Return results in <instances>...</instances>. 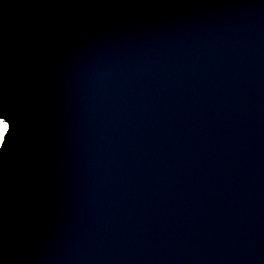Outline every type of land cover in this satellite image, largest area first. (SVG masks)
<instances>
[{"label":"water","instance_id":"95a60500","mask_svg":"<svg viewBox=\"0 0 264 264\" xmlns=\"http://www.w3.org/2000/svg\"><path fill=\"white\" fill-rule=\"evenodd\" d=\"M0 264H264V0H0Z\"/></svg>","mask_w":264,"mask_h":264},{"label":"snow or ice","instance_id":"6c2138e0","mask_svg":"<svg viewBox=\"0 0 264 264\" xmlns=\"http://www.w3.org/2000/svg\"><path fill=\"white\" fill-rule=\"evenodd\" d=\"M12 133V122L4 113H0V151H2L8 143V137Z\"/></svg>","mask_w":264,"mask_h":264}]
</instances>
